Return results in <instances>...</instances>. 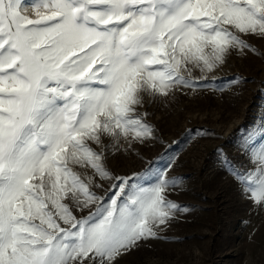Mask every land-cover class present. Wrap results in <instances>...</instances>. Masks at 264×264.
Wrapping results in <instances>:
<instances>
[{
  "label": "snow or ice",
  "instance_id": "snow-or-ice-1",
  "mask_svg": "<svg viewBox=\"0 0 264 264\" xmlns=\"http://www.w3.org/2000/svg\"><path fill=\"white\" fill-rule=\"evenodd\" d=\"M247 35L264 38V0H0V264H116L159 238L187 211L171 158L113 175L108 153L154 140L145 97L206 86L256 52ZM260 132L223 160L256 204Z\"/></svg>",
  "mask_w": 264,
  "mask_h": 264
},
{
  "label": "rangeland",
  "instance_id": "rangeland-1",
  "mask_svg": "<svg viewBox=\"0 0 264 264\" xmlns=\"http://www.w3.org/2000/svg\"><path fill=\"white\" fill-rule=\"evenodd\" d=\"M244 38L256 52H233L206 74V86L167 99L145 97L142 110L156 130L154 140L109 151L105 163L113 175L130 174L148 161L159 167L171 158L169 176L179 184L168 195L187 209L175 214L159 238L141 242L116 264H264V203H254L223 164L247 162L240 145L262 139L264 38ZM98 182L103 188L95 190L102 194L110 185Z\"/></svg>",
  "mask_w": 264,
  "mask_h": 264
}]
</instances>
